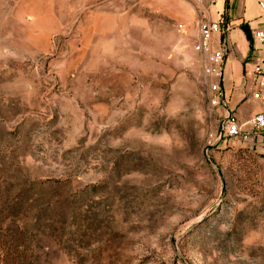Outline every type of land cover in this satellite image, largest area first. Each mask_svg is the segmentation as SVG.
<instances>
[{"label": "rangeland", "instance_id": "1", "mask_svg": "<svg viewBox=\"0 0 264 264\" xmlns=\"http://www.w3.org/2000/svg\"><path fill=\"white\" fill-rule=\"evenodd\" d=\"M79 2L0 0V264H264V149L218 139L193 47L212 0L94 31Z\"/></svg>", "mask_w": 264, "mask_h": 264}, {"label": "built area", "instance_id": "2", "mask_svg": "<svg viewBox=\"0 0 264 264\" xmlns=\"http://www.w3.org/2000/svg\"><path fill=\"white\" fill-rule=\"evenodd\" d=\"M256 7L264 15V0H253ZM181 25L179 24L178 27ZM196 41L194 49L204 60L203 72L210 79L208 84V101L212 106L222 110L218 124L217 137L236 138L251 142L264 149V19L253 28L249 29V35L256 51L252 59L254 63L250 69L249 97L257 103L255 112L245 119H240L229 106L228 98L222 88V65L227 51L224 43L218 36L221 27L218 21L197 18L194 23ZM214 42L217 43L214 46Z\"/></svg>", "mask_w": 264, "mask_h": 264}, {"label": "crops", "instance_id": "3", "mask_svg": "<svg viewBox=\"0 0 264 264\" xmlns=\"http://www.w3.org/2000/svg\"><path fill=\"white\" fill-rule=\"evenodd\" d=\"M78 1L81 2V4L79 2L80 6L78 5V8H81V13L79 14L81 19H79L78 22L80 23L82 20V24L86 23L88 26L91 25L92 22L93 31L95 29V23H97V17H109L117 14L115 11L116 7H114V2L116 0H102L103 2H98L97 0ZM203 1L206 2H203V4L207 5L208 0ZM202 10V17L209 20L218 21L221 27V32L218 36V39L227 47L222 65L221 85L227 98L230 97L228 100L230 106V103H232L235 99L236 100L234 103L239 101L238 99L241 98V96L243 97L246 92L249 96V88L251 87L249 71L254 63V60H248L250 54L249 40L246 33L240 29V26L243 25L240 23H246L244 24L246 26L249 23H256L254 26H257L263 21L264 15L256 7L253 0H212V2L209 5L203 7ZM196 19L197 18H195V20ZM254 26H250L248 30ZM213 45L216 46L217 43L214 42ZM252 102L255 103L254 109H256L257 103L250 97L242 101V103L246 104L247 106H252ZM253 112L255 111H252L248 114H239L240 117H238L240 119H245Z\"/></svg>", "mask_w": 264, "mask_h": 264}, {"label": "water", "instance_id": "4", "mask_svg": "<svg viewBox=\"0 0 264 264\" xmlns=\"http://www.w3.org/2000/svg\"><path fill=\"white\" fill-rule=\"evenodd\" d=\"M240 29H242V31L245 32L247 36H249V34H248V27L246 25H244V24L241 25L240 26Z\"/></svg>", "mask_w": 264, "mask_h": 264}, {"label": "trees", "instance_id": "5", "mask_svg": "<svg viewBox=\"0 0 264 264\" xmlns=\"http://www.w3.org/2000/svg\"><path fill=\"white\" fill-rule=\"evenodd\" d=\"M248 34H249V30H248ZM247 38L251 39V38H250V35H249Z\"/></svg>", "mask_w": 264, "mask_h": 264}]
</instances>
